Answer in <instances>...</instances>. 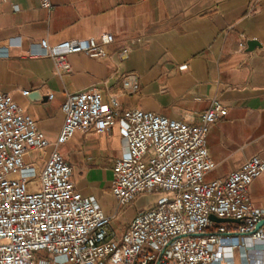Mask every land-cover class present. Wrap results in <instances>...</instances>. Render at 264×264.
I'll list each match as a JSON object with an SVG mask.
<instances>
[{"label":"built area","instance_id":"2783aa9c","mask_svg":"<svg viewBox=\"0 0 264 264\" xmlns=\"http://www.w3.org/2000/svg\"><path fill=\"white\" fill-rule=\"evenodd\" d=\"M40 4L51 7L49 0ZM113 42L111 33L56 43L29 40L27 56L50 58L60 76L70 69L69 55L110 57ZM132 44L120 49L121 58L129 56ZM11 46H20L19 37L7 40L6 47ZM0 56H7L4 48ZM121 84L130 93L139 89L132 75H124ZM61 113L51 142L12 96L0 91V264H235L236 249H242L241 264H264V223L256 228L264 208L254 206L248 195L264 161L252 156L225 177L207 179L216 167L207 134L227 114L218 98L211 99L197 123H189L123 109L116 95L106 97L91 87L68 93ZM115 124L123 152L112 166L114 211L107 215L93 197L77 190L59 148L76 132L109 133ZM141 194H153L155 205L137 211L124 227H114ZM211 215L237 222H214Z\"/></svg>","mask_w":264,"mask_h":264},{"label":"crops","instance_id":"0c3cea01","mask_svg":"<svg viewBox=\"0 0 264 264\" xmlns=\"http://www.w3.org/2000/svg\"><path fill=\"white\" fill-rule=\"evenodd\" d=\"M49 1L45 9L40 0H0V50L7 53L0 56V91L12 96L49 141L60 130L68 93L93 87L106 97L116 95L123 109L189 123H197L216 97L227 114L207 134V151L216 163L207 179L225 177L252 156L264 161V0ZM104 33L114 36L110 57L71 54L70 69L60 76L50 58L27 56L29 40L56 43ZM11 37H19L20 46L6 47ZM249 40L257 42L251 50ZM132 42L129 56L121 58L120 49ZM183 64L187 68L180 70ZM124 75L138 81L136 93L122 87ZM34 91L45 99H30ZM59 152L83 196L100 205L102 189L111 195L112 166L123 152L117 124L109 133L76 132ZM248 195L264 208V172ZM232 261H244L242 249L232 252Z\"/></svg>","mask_w":264,"mask_h":264},{"label":"rangeland","instance_id":"374dc122","mask_svg":"<svg viewBox=\"0 0 264 264\" xmlns=\"http://www.w3.org/2000/svg\"><path fill=\"white\" fill-rule=\"evenodd\" d=\"M32 159L35 158L34 154L30 155ZM99 202L102 209L106 213H112L114 211V199L109 194L108 190L102 189L99 193ZM155 205V196L153 194H141L135 198L116 218L112 223L114 227H124L132 216L141 209H146Z\"/></svg>","mask_w":264,"mask_h":264},{"label":"water","instance_id":"95a60500","mask_svg":"<svg viewBox=\"0 0 264 264\" xmlns=\"http://www.w3.org/2000/svg\"><path fill=\"white\" fill-rule=\"evenodd\" d=\"M257 44V42L255 40H249L247 41V46L249 47V50H251V48H253V46H255ZM29 98L32 100H40V99H45V97H41L40 93L38 91H34L32 93L29 94ZM210 220L214 221V222H227V221H231V222H237L236 220L233 219H220L217 218L213 215L210 216ZM264 223V219L261 220L260 222L257 223L256 228H259L262 224Z\"/></svg>","mask_w":264,"mask_h":264}]
</instances>
